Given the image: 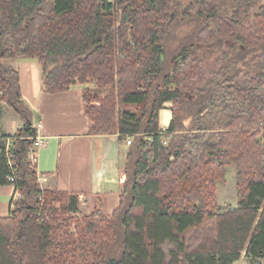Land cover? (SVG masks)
I'll use <instances>...</instances> for the list:
<instances>
[{"label":"trees","instance_id":"16d2710c","mask_svg":"<svg viewBox=\"0 0 264 264\" xmlns=\"http://www.w3.org/2000/svg\"><path fill=\"white\" fill-rule=\"evenodd\" d=\"M5 59L37 62L43 94L92 83L88 134L131 138L110 215L42 218L66 196L75 214L79 197L40 189L34 115ZM2 105L21 128L0 133V187L18 195L0 218V264L264 260V0H0ZM231 166L238 204L220 207Z\"/></svg>","mask_w":264,"mask_h":264},{"label":"crops","instance_id":"0c3cea01","mask_svg":"<svg viewBox=\"0 0 264 264\" xmlns=\"http://www.w3.org/2000/svg\"><path fill=\"white\" fill-rule=\"evenodd\" d=\"M18 74L21 98L34 115L38 146L34 171L40 189L63 192L95 200L96 208L110 215L118 206L124 182L123 166L128 146L117 135L91 136L82 102L83 85L71 86L57 94L40 91L41 70L35 61L5 59ZM171 103L158 113V126L165 134L171 120ZM21 128V122L13 136ZM16 193L13 186L0 187V218L10 214Z\"/></svg>","mask_w":264,"mask_h":264},{"label":"rangeland","instance_id":"374dc122","mask_svg":"<svg viewBox=\"0 0 264 264\" xmlns=\"http://www.w3.org/2000/svg\"><path fill=\"white\" fill-rule=\"evenodd\" d=\"M83 89H87L93 92L97 90L95 89V86L92 83H87L86 85H83ZM99 94L103 95L104 92H99ZM0 113V131H6L7 133L14 134V130L16 129L17 125L21 122V120L10 108L3 105L1 107ZM68 199L69 198H67V196L62 197L59 201L53 202L51 206H47V211L45 210V212L42 214V218L48 217L47 212L51 211V208H54L57 213H64L63 215H65V217L71 216L76 219H79L82 216H85L91 213L93 210L97 209L95 207V200H92V198H85L82 201L79 200L77 211L75 214L72 215L65 211L66 206L69 202ZM238 200L239 198L235 185V169L233 166H231L228 167L226 170V177L224 179V182L218 183L216 185V201L220 207L230 206L232 208H235L238 204ZM57 215L60 216L61 214ZM60 218H62V216ZM72 228L73 227H71V230ZM235 264H264V260H250L249 257H246L244 253H242L240 259Z\"/></svg>","mask_w":264,"mask_h":264},{"label":"built area","instance_id":"2783aa9c","mask_svg":"<svg viewBox=\"0 0 264 264\" xmlns=\"http://www.w3.org/2000/svg\"><path fill=\"white\" fill-rule=\"evenodd\" d=\"M41 125L40 123H37L35 124V129H36V132L40 129ZM130 142H131V138L130 137H126L125 139V144L126 146H129L130 145ZM38 138H37V134H36V137L34 138V144L33 146H31L28 150V153H27V160L30 162L31 165L34 164V161H35V152H36V147L38 146ZM10 150V141L9 139H7L5 141V154L6 156L9 158V151ZM9 164H11V161L9 159ZM14 174V178H15V173ZM15 180V179H14ZM13 176H10L7 178V181L10 182V183H13ZM16 198H18V195L16 194Z\"/></svg>","mask_w":264,"mask_h":264}]
</instances>
